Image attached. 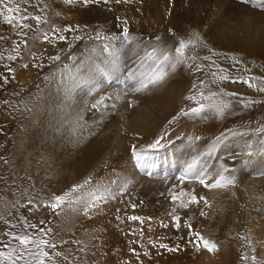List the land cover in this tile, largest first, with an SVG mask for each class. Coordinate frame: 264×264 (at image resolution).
Wrapping results in <instances>:
<instances>
[{
  "label": "bare ground",
  "instance_id": "obj_1",
  "mask_svg": "<svg viewBox=\"0 0 264 264\" xmlns=\"http://www.w3.org/2000/svg\"><path fill=\"white\" fill-rule=\"evenodd\" d=\"M5 3L21 9L41 4L38 14H47L49 23L35 21L24 33L19 79L25 94L13 119L14 142L2 151V169L15 173L6 203L17 188H26L18 198L23 201L17 199L10 212L4 207L1 216L11 215L10 221L20 205L30 204L21 216L55 233L65 256L61 264H264V92L258 90L264 78L251 70L264 72L261 0H4L0 9ZM62 29H70L68 39H60ZM190 39L183 61L172 68L176 61L164 56L175 57L179 41ZM159 70L167 73L161 83L129 91ZM250 77L259 78L251 81L255 87L244 82ZM200 93L216 95L209 100ZM211 102L228 107L221 115ZM200 104L209 107L168 124L181 109ZM1 112L12 121L6 105ZM164 131L163 146L147 149ZM221 133L225 138L212 147ZM133 145L146 149L147 167L138 165ZM194 159L206 183L222 167L235 182L207 188L191 175L181 181ZM89 177L73 193L79 200L50 207L55 195ZM174 194L179 199L173 201ZM192 195L207 204L181 207ZM195 232L216 248L209 251L202 242L195 248L189 243Z\"/></svg>",
  "mask_w": 264,
  "mask_h": 264
},
{
  "label": "rangeland",
  "instance_id": "obj_2",
  "mask_svg": "<svg viewBox=\"0 0 264 264\" xmlns=\"http://www.w3.org/2000/svg\"><path fill=\"white\" fill-rule=\"evenodd\" d=\"M35 4L33 3V4L30 5L29 8L28 7H24L23 9H21L18 4H13V3L6 4V5H8L10 7H13V8H16L17 6L19 7V11L15 12V14H14V19H13V23L12 24L7 23L5 21V19H4L5 16L9 15V13L6 11V9L4 7L1 8L2 10L0 9V37H2V39H0V51H1L0 52V251H3L5 253H7L10 249H15V252L13 253V255L20 254L22 251H24L26 248H29V247H31L32 250L35 251V246L21 245L18 240L14 239L13 236L10 235V233H14L16 235L17 234H19V235H27V236H29V237H31L33 239H41V238L43 240H47L48 239L47 240V241H49L48 245H55V247L52 248V247L47 246V245L44 246V250L49 253V257L46 259V264H61V262L59 261V258H65V256L64 255L62 256V253H64L63 251L57 249V247H58L57 246L58 239H56L57 237L55 236V233L52 232V230L50 228H48L50 230H48V229L46 230V225H44L45 226V228H44V226H37V224H35L36 222L28 221V219H26L27 218L26 215H24L23 217L21 216L23 214L21 212V210L26 212L24 210V208L31 207L30 204L25 203V204L20 205V207H19V209H21L20 212H19L20 214H18L17 216L16 215L12 216L10 221H7V218H9L11 215H9V216L5 215L4 218L1 216V215L4 214V207L7 208V210L9 212L11 211V209H13V210L15 209V208H12L13 205H14L13 203L18 198L24 197V190L26 188V187H23V188H20V189L17 188L15 190L16 192L14 191L13 195L8 198V202L6 203V198H7L6 197V191L8 189V184L10 182L9 179L11 177H13V175L15 173H9L8 170L2 169V167H4V165H6L5 164V160H4L5 156L2 155V151H3V146H4V144L6 142H8V141L10 143L14 142V138L13 137L15 136V133L17 132L16 130H18V123L16 122V120H13V119H16L17 117L20 116L18 114L19 113L18 110L21 108V104L23 102L22 98L24 96L23 95L24 92L21 91L23 87H20L21 86V81L19 79V77H20L19 76L20 75L19 71H21V69L24 67V65H23V67L20 68L21 64H24L22 59H24V48L26 47V43H27V41H26L27 39L25 38L27 35L24 34L25 30L29 29L32 26L33 27L36 26V24L41 26L44 23H47L48 19H49L48 18L49 16L47 14L46 15L44 14L43 15L44 19L41 17V21H40L42 23L41 25H40L39 22L36 23L35 19L29 18V19L23 20V23H25V24L29 23L28 25H30V27L24 28V27L21 26L20 18L22 16H25V15L27 17H35V15L39 16L38 12H39V9L41 8V4H38V3H35ZM22 11H23V13H22ZM27 12H28V15H27ZM31 21H32V23H31ZM20 29H21V32H22L21 33L22 34L21 38L19 37V39H20L19 41H21L20 45L22 46L21 47L22 48L21 52L17 48L18 47L17 34L19 33ZM67 32H69V31H65L64 29H62V31L61 32L59 31L58 34L60 36H63L64 38L68 39V33ZM14 38H16V39H14ZM16 50H17V53L19 55H17ZM25 50H27V48H25ZM11 55L12 56L17 55V56H15L16 58L13 60V59H9V57ZM18 59H19L20 62L18 61ZM191 62L192 63H196V65L199 64V62L195 61L194 59H191ZM14 64H15V67H14ZM8 69H12V71L9 72ZM220 69L222 70V68H220ZM251 70H253V72L256 75L260 74L261 76L257 75L259 78H261V79L264 78V72L262 73L259 70L257 71V69H251ZM28 71H29V68H28ZM223 71H225V69ZM205 74H206V79L209 82H211L210 77L212 76V72L211 71H208V72L206 71ZM5 77H7L6 80H5ZM25 89H26V94H27V88H25ZM204 97H206V96L204 95ZM201 98L204 99L202 96H201ZM213 98L209 99V100H213ZM212 103L213 102L208 103V104L212 105ZM4 105H6L7 119H8L9 116H10L9 118H12V121H10V122L8 120L5 121V120L2 119L3 112H1V108L4 107ZM256 125H260V123L257 122ZM224 129H226V127ZM27 179H29V178H27V177L24 178V183L23 184L27 183ZM3 180L6 182V184H3ZM11 201H12V203H11ZM19 201L22 202L23 200L22 199H18V201H16V203L18 204ZM2 203H4V204H2ZM5 203H6V205H5ZM1 205H3V206H1ZM19 224L21 226H19ZM33 226H35V227H33ZM19 228L20 229L22 228V229L19 230ZM40 230H43V231H40ZM42 232H44V233H42ZM50 232H51V234H47V233H50ZM5 234L8 235V236L6 237ZM53 234H54V236H53ZM5 243H6V245L8 247H5ZM53 249H55V250H53ZM57 253H59L58 256H56ZM28 259H29V257L25 253L24 259L17 261V264H25V261L28 260ZM51 260L54 261V262H52ZM0 264H10L7 255L4 256V257H0ZM76 264H78V263H76Z\"/></svg>",
  "mask_w": 264,
  "mask_h": 264
},
{
  "label": "snow or ice",
  "instance_id": "obj_3",
  "mask_svg": "<svg viewBox=\"0 0 264 264\" xmlns=\"http://www.w3.org/2000/svg\"><path fill=\"white\" fill-rule=\"evenodd\" d=\"M11 2V0H10ZM65 3L67 4H72L75 3L76 0H64ZM82 2L84 4H90V3H99L100 0H82ZM105 3L108 2V0H104ZM116 3H120L121 0H115ZM126 2V0H125ZM0 4H4V0H0ZM264 6V0H261V4L257 5V7H261ZM4 8L6 9V11L9 13V15L5 16L4 19L7 23L12 24L13 23V19H14V14L15 12L19 11V7L17 6L16 8L10 7L8 5H4ZM35 19L36 22H40L41 17L40 16H35V17H27V16H22L20 18V23L21 26L24 28H28L30 27V25L23 23V20L25 19ZM70 30V29H65V31ZM123 31L125 33L128 32L127 27L125 26ZM79 38V37H77ZM0 39H2V37H0ZM60 39H64L63 36L60 37ZM194 43V41H192L191 39L188 40L187 42H185L184 40H180L179 44L177 47H175V57H170L169 55H165L164 56V60H169V59H174L176 61V63H173L171 65L172 68H175L176 65L178 63H181L183 61L184 55H185V50L188 47V45ZM15 56H10L9 59H15ZM53 59L58 60L59 56L53 57ZM206 59H209L206 57ZM25 67H27V65H25ZM9 72L12 71V69H8ZM167 75V73L163 70H159L156 73H154L153 75L149 76L147 78V80H140L139 81V87H132L129 89V91L131 92H138L141 91L143 89H146L149 85H157L159 83H161L164 79L165 76ZM131 78V77H129ZM7 79V77H5V80ZM221 79H227V77H221ZM255 79H259L257 77H250L249 80L244 81L245 83L248 84L249 87H255L256 85H254L251 81L255 80ZM260 92H264V87H261L258 89ZM200 95L204 98V99H209L210 97H204L203 93H200ZM211 96H215L216 93H211ZM229 95H235V94H229ZM119 99V97H117ZM188 99H196L195 96H190L188 97ZM249 103H254V101H249ZM212 107L216 108V111L223 115V110L224 108L228 107L227 104H219V105H211ZM93 107H96V105H93ZM209 107V105L207 104H200L199 107L196 108H190L187 111H185L184 109H181L175 116L172 117L171 120H169L168 124L171 125L173 124L178 117L181 116H187L189 115V113H193V114H197L200 113L204 108ZM168 128V125L165 126V129ZM167 135V131L162 132L152 143L148 144L146 146L147 149H155V148H159L162 147V143L161 141L165 139ZM225 136L223 133H221L220 136L216 137L215 141H213L212 147H215L222 139H224ZM196 139H199V137H196ZM146 149L145 148H140L137 149L135 145L132 146V154L136 157L137 163L140 167L144 168L147 167V165L143 162V156L145 153ZM195 159L189 163L187 165V167H185L183 169V171L181 172V176H180V180L183 181L184 179L188 178L189 175H191L194 179L199 180V182L201 184H203L205 187L207 188H220V187H225L228 185H232L235 182V178L234 177H229V176H225V172L228 171V169L226 167H222V170H220L217 175H216V179L214 180V182L212 183H206L205 182V173L204 172H197L195 171ZM91 181V177L87 178L83 184H76L73 185L72 188L63 193L62 195H55L53 197V202L51 203L50 207L53 209H57L60 208L61 205H64L66 202L68 203V205L70 206L71 203L74 200H79L80 197L79 196H74L73 193H76L78 190L83 189L85 185L89 184ZM180 195H183V193H181ZM173 201L179 199V197L177 195H173L172 196ZM200 201H204L205 204H207V201L204 197H200L199 200L197 199V197L195 195H192L189 199V201L185 202L184 200L180 201V206L187 208L189 206V204H198ZM133 207H135V205H133ZM85 211H87V208H85ZM200 215L204 216L207 215L206 212H204L203 210L200 211ZM129 219L131 220H140L142 219L141 217H137V216H132L129 217ZM173 219L176 221H179V217L178 216H174L173 215ZM167 225H165L166 227ZM34 227V226H33ZM176 227L179 228L180 224L177 223ZM187 227L191 228V225H187ZM43 231V230H41ZM10 235L13 236L14 239L18 240L20 242L21 245H31V246H35V251L32 250L31 247L26 248L24 251H22L20 254L17 255H13V253L15 252V249H10L7 253L0 251V257H4L7 255L8 260L10 262V264H17V261L19 260H23L24 259V255L25 253L27 254V256L29 257L28 260L25 261V264H46V259L49 257V253L47 251L44 250V246H50L52 248L55 247V245H48V241L47 240H43V239H33L27 235H16L14 233H10ZM194 236L197 238L196 241H189V243L193 244V246L197 249H199L200 247V242H202L203 247L205 249H208L209 251L214 250L216 248V244L210 240L205 239L199 232H195ZM5 247H8L7 245H5ZM160 247L166 248L169 251H174L176 249H172V248H168L167 245H160ZM134 251V250H133ZM147 254V253H145ZM57 255H59V253H57ZM137 257L139 256V254H136ZM243 259H248L247 256H244ZM253 260L256 259L255 256L252 257Z\"/></svg>",
  "mask_w": 264,
  "mask_h": 264
}]
</instances>
